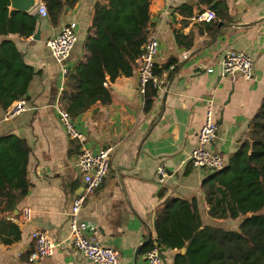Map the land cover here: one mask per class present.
<instances>
[{"label":"crops","instance_id":"crops-1","mask_svg":"<svg viewBox=\"0 0 264 264\" xmlns=\"http://www.w3.org/2000/svg\"><path fill=\"white\" fill-rule=\"evenodd\" d=\"M97 1L78 0L74 8L64 10L57 26L49 23L42 1V20L35 31L40 29V38L7 37L37 74L29 86L27 111L6 120L7 109L0 110V136L16 134L32 148L28 165L32 187L11 217L21 237L11 244L0 240V264H92L73 247L70 237L68 213L84 184L74 165L82 144L68 136L59 120L65 78L47 41L75 21L79 38L67 64L71 67L83 59ZM183 5L189 8L180 12ZM209 8L217 14L213 22H193L187 17V13L193 16ZM150 14V37L160 44L155 66L177 60L159 78L153 107L144 110L136 67L130 76L107 81L109 103H98L74 117L85 134L84 146L94 151L114 147L109 173L84 204L80 218L99 229L100 240L118 251L121 264H148L147 252L140 251L136 262L135 253L150 232L152 240L156 238L155 210L170 197L196 199L203 225L238 229L243 217L210 215L203 182L212 172L194 169L189 160L205 120V98L213 97L219 124L210 148L228 160L249 138L250 122L264 98V0H150ZM219 30L222 33L214 42ZM4 38L0 36V41ZM189 43L192 46L186 48ZM232 49L252 55V78L222 74V60ZM159 165L167 171L163 182L157 174ZM24 207L32 209L27 222L20 216ZM39 229L46 230L58 246L52 255L33 260L31 232ZM176 252L166 250L163 264H173Z\"/></svg>","mask_w":264,"mask_h":264},{"label":"trees","instance_id":"trees-1","mask_svg":"<svg viewBox=\"0 0 264 264\" xmlns=\"http://www.w3.org/2000/svg\"><path fill=\"white\" fill-rule=\"evenodd\" d=\"M42 1L52 26L60 23L65 9L74 8L78 2ZM9 4L10 0H0V36L5 37L0 41V110L27 98L37 74L7 37L34 35L38 20L33 12L10 10ZM185 7L178 9L182 12ZM150 26V0H98L90 35L83 46L84 57L69 67L65 76L62 108L76 117L98 103H109L111 93L105 83L133 74L138 57L151 39ZM191 46L189 43L186 48ZM176 63V59H170L162 67L156 65L157 78ZM158 93V85L150 82L144 95L146 112L153 107ZM249 133L226 166L203 182L210 215L243 217L238 229L203 225L196 199L170 197L157 206L156 238L143 245L142 253L154 247L162 255L168 249L177 250L173 264H264V98L250 122ZM31 153L25 138L16 134L0 136V240L5 244L21 237V230L11 217L32 187L28 178Z\"/></svg>","mask_w":264,"mask_h":264},{"label":"built area","instance_id":"built-area-1","mask_svg":"<svg viewBox=\"0 0 264 264\" xmlns=\"http://www.w3.org/2000/svg\"><path fill=\"white\" fill-rule=\"evenodd\" d=\"M45 10V9H44ZM45 12V11H44ZM217 19L216 12L209 8L190 17L193 22H213ZM78 24L70 21L62 30L48 39L47 47L53 58L61 66L62 76L65 78L69 66L67 60L78 42ZM159 40L152 37L144 46L143 52L137 59V73L139 78V91L145 95L147 86L152 82L159 84V79L154 73L156 59L159 53ZM222 74L232 75L240 73L250 79L254 74V59L250 53L244 50H229L222 60ZM212 72V68H208ZM107 85V82L105 83ZM206 104L205 120L198 132L197 145L191 152L189 163L194 169H205L210 172L222 170L227 162V157L218 152H213L211 143L217 138L219 124L215 119L213 97L204 99ZM29 109V103L25 97L14 101L5 113V119L11 120ZM58 117L71 139L78 140L82 144L79 154L74 159V165L82 174L84 184L82 191L74 198L69 211L70 237L73 247L81 252L92 264H121L118 251L103 244L100 240V231L93 224L80 218V212L88 198L98 189L110 170L111 154L114 147L108 145L98 151L84 146L85 134L78 128L71 113L63 108L58 109ZM159 181L163 182L167 176L166 168L159 165L157 168ZM24 222L31 220L32 209L24 207L21 213ZM12 220H16L14 217ZM31 238L35 243L31 259H41L54 253L57 242L46 230H34ZM148 264H163L164 259L158 247H154L146 253Z\"/></svg>","mask_w":264,"mask_h":264},{"label":"water","instance_id":"water-1","mask_svg":"<svg viewBox=\"0 0 264 264\" xmlns=\"http://www.w3.org/2000/svg\"><path fill=\"white\" fill-rule=\"evenodd\" d=\"M42 3V0H10V4H9V9L10 10H18V11H23V12H27V13H34L38 22L40 23L42 20V12L40 10L35 11V9L37 7H39ZM222 33V30H219L216 38L214 39V42L216 41V39L218 38V36ZM32 38L34 39H39L40 38V29L37 30V32L32 35ZM170 86L167 87L164 97L167 96L168 91H169ZM165 99V98H164ZM152 240V234L151 232L149 233V237L146 241H144L142 243V245H139L136 253H135V262L137 260V256L140 253L143 245H146L147 243H149ZM185 251V248H184ZM164 259V257H163Z\"/></svg>","mask_w":264,"mask_h":264},{"label":"rangeland","instance_id":"rangeland-1","mask_svg":"<svg viewBox=\"0 0 264 264\" xmlns=\"http://www.w3.org/2000/svg\"><path fill=\"white\" fill-rule=\"evenodd\" d=\"M41 8V5L35 9V11H38Z\"/></svg>","mask_w":264,"mask_h":264}]
</instances>
